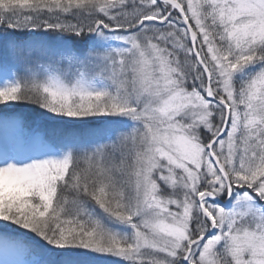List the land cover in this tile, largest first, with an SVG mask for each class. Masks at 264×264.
I'll use <instances>...</instances> for the list:
<instances>
[{
  "label": "snow or ice",
  "instance_id": "snow-or-ice-1",
  "mask_svg": "<svg viewBox=\"0 0 264 264\" xmlns=\"http://www.w3.org/2000/svg\"><path fill=\"white\" fill-rule=\"evenodd\" d=\"M0 264H264V0H0Z\"/></svg>",
  "mask_w": 264,
  "mask_h": 264
}]
</instances>
